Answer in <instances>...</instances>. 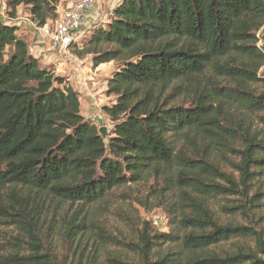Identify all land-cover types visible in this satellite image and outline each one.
<instances>
[{"label":"trees","instance_id":"16d2710c","mask_svg":"<svg viewBox=\"0 0 264 264\" xmlns=\"http://www.w3.org/2000/svg\"><path fill=\"white\" fill-rule=\"evenodd\" d=\"M62 1L6 0V13L23 6L42 26ZM95 13L75 52L115 64L105 137L17 22H0V264H95L100 239L118 244L99 211L131 205L139 183L169 230L133 222L130 261L112 264H264V0H121Z\"/></svg>","mask_w":264,"mask_h":264},{"label":"rangeland","instance_id":"374dc122","mask_svg":"<svg viewBox=\"0 0 264 264\" xmlns=\"http://www.w3.org/2000/svg\"><path fill=\"white\" fill-rule=\"evenodd\" d=\"M96 1L98 5H100L101 7L100 13L101 12L104 13V11L115 6L121 0H96ZM24 10L22 8H19L20 13L22 12L25 13L26 11ZM52 20L49 19L47 22L50 23ZM257 36H258L257 45L261 46L262 44H264V23H263V26L260 28V30L257 32ZM19 37H23V35H19ZM87 37H85L82 42L77 40L76 43H74L71 46V53L76 57V59L77 58L79 59L78 66L80 68H81V64H84L86 66V64L90 65L92 63L91 55L89 54L79 55L77 52H75L76 50L78 51L82 48V43L85 42ZM40 64L41 66H45V63H43V61H40ZM78 66L76 68H79ZM52 67H54L55 69H59L57 66L55 67V65L53 64H52ZM95 67L97 66H93L92 64L91 69H92V72H95L98 74L97 75V77L99 78L98 85L99 87H101V90L98 89L100 90L99 95H98V97L100 98L98 97L96 98V101L98 104L88 106L87 110L89 112L94 111L96 115V119L93 121L98 126V128H100L101 126H105L106 130L109 131L113 123L111 120L107 118L105 113L102 111L101 104L102 102H111V100L113 99V95L107 93V87L104 81L105 74H106L105 72L109 70L111 66L108 65V67H105L104 70L103 69L97 70L95 69ZM59 73L65 74L64 71H59ZM132 188L133 189L129 190V193L131 194L130 198L129 197L125 198L128 202L131 203V205H129L127 202L122 204V201L119 200V204L122 205V208L124 210H121L122 208L119 209L120 207H118L117 211H115V208H112L110 212L109 211L107 212V210L99 211V214H101V216L105 217L106 219V220L103 219L105 221V223L103 224L105 225V230L107 231V234L111 238H113L116 244L118 242V244L112 245L111 243H106L105 245H100V242H99L101 240L100 239L94 247L96 250L94 253L96 254V258L94 261L95 264L98 261L101 264H112L108 260L110 257H113V256H120L122 257L123 260H125L126 262H129L133 253H131L128 247H126V244L129 242V240L133 239L137 234L136 230H137V227L139 226L133 227V222H137V220H141V218L144 220H150L152 224L154 225V227L159 231L167 232L169 230L168 218L166 216L165 211L163 210L161 206H154V204H156L155 192L154 191L150 192L152 189H148V185L145 183H139L133 186ZM139 200L141 201V204L139 203ZM61 250L62 252H65L64 251L65 249L61 248Z\"/></svg>","mask_w":264,"mask_h":264},{"label":"crops","instance_id":"0c3cea01","mask_svg":"<svg viewBox=\"0 0 264 264\" xmlns=\"http://www.w3.org/2000/svg\"><path fill=\"white\" fill-rule=\"evenodd\" d=\"M19 8H22L24 10V7L18 6L15 11L14 15V21L17 22L19 25L18 29L16 30V35L18 38L22 39L28 46V49L32 55H34L38 60L43 61L45 63L46 67H52V64L57 66L59 69H55L54 67V73L58 76H62L64 78V82L67 85H70L73 87L78 93L80 98V106H81V113L85 118H89L91 120L96 119V115L93 112H89L87 109L88 106L98 104L96 101V98L99 95V91L101 90V87H99V78L97 77V73L92 72V63L90 65L86 66L84 64H81V68L79 65V59L75 66L73 67H67L65 64H63L61 58L59 56L52 57L50 60L46 59V55L44 54L45 50L49 47V40L47 37H45L39 28L35 27L31 23V18L29 14L26 11L25 13H20ZM100 5H98L97 1L93 8L89 9L87 11V15L90 16L94 14L95 12L100 11ZM107 12L104 11V13ZM103 14V12H101ZM100 13V14H101ZM25 15V16H24ZM7 13H6V1L0 0V22L6 23L7 21ZM88 23L92 22L91 20L87 21ZM87 23V24H88ZM86 24V23H85ZM84 24V26H85ZM86 28V26H85ZM19 35H23V37H19ZM26 37V38H25ZM39 61V62H40ZM81 62V61H80ZM110 65V69L107 70L105 73L104 81L106 83L107 87V78L112 73L115 64L114 62H108L103 63L95 67V69H105V67H108ZM44 66V67H45ZM79 68H76V67ZM62 70H61V69ZM94 69V70H95ZM58 70V71H57ZM59 71H64L65 74H60ZM105 86V85H104ZM100 89V90H98ZM98 90V91H97ZM100 98V97H98ZM102 100V99H101ZM114 101V98L111 100V102ZM111 102H102L101 107L107 103ZM91 117V118H90Z\"/></svg>","mask_w":264,"mask_h":264},{"label":"built area","instance_id":"2783aa9c","mask_svg":"<svg viewBox=\"0 0 264 264\" xmlns=\"http://www.w3.org/2000/svg\"><path fill=\"white\" fill-rule=\"evenodd\" d=\"M95 3L96 0H63L57 7V17L50 23L39 26L31 21L49 40L50 45L44 52L47 60L59 56L67 67L75 66L77 59L71 53V46L79 40L85 28L84 24L91 16L97 18L96 13L87 15V11L93 8ZM12 20L14 19L7 17L8 22Z\"/></svg>","mask_w":264,"mask_h":264},{"label":"water","instance_id":"95a60500","mask_svg":"<svg viewBox=\"0 0 264 264\" xmlns=\"http://www.w3.org/2000/svg\"><path fill=\"white\" fill-rule=\"evenodd\" d=\"M99 132L101 133V135H102L103 137H105V136H106V133H107L106 127H105V126H101V127L99 128Z\"/></svg>","mask_w":264,"mask_h":264}]
</instances>
